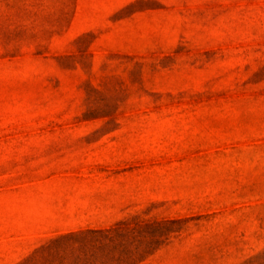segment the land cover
Masks as SVG:
<instances>
[{
    "label": "rangeland",
    "instance_id": "rangeland-1",
    "mask_svg": "<svg viewBox=\"0 0 264 264\" xmlns=\"http://www.w3.org/2000/svg\"><path fill=\"white\" fill-rule=\"evenodd\" d=\"M0 264H264V0H0Z\"/></svg>",
    "mask_w": 264,
    "mask_h": 264
}]
</instances>
